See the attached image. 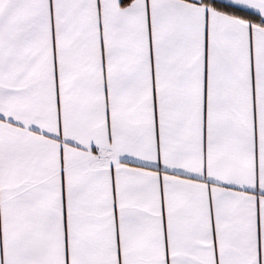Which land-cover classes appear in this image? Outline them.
I'll list each match as a JSON object with an SVG mask.
<instances>
[{"label": "snow or ice", "instance_id": "6c2138e0", "mask_svg": "<svg viewBox=\"0 0 264 264\" xmlns=\"http://www.w3.org/2000/svg\"><path fill=\"white\" fill-rule=\"evenodd\" d=\"M0 264H264V0H0Z\"/></svg>", "mask_w": 264, "mask_h": 264}]
</instances>
